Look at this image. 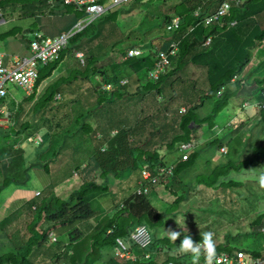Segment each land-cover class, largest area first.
<instances>
[{
    "label": "trees",
    "instance_id": "obj_1",
    "mask_svg": "<svg viewBox=\"0 0 264 264\" xmlns=\"http://www.w3.org/2000/svg\"><path fill=\"white\" fill-rule=\"evenodd\" d=\"M221 1L223 0H129L120 3L83 31L76 33L68 47L62 50L59 59L39 69V78L32 94L26 98L20 96L22 104L26 100L37 98L39 88L46 80L54 77L67 55L74 51H86L88 54L85 65L81 64L80 69L72 70L69 75L57 78L48 86L35 106V116L39 115V118H45L49 112L53 116L56 115L62 106L74 110L70 103L77 102L75 98L79 95H67L74 93L76 89L81 92L83 81L91 83L88 91L93 95L97 94L95 101H89V107H101L104 102L116 104L118 99L134 93L138 85L141 93L150 92L156 101H159L160 96L161 102L166 101L167 94L175 99L176 88L180 87L184 105L175 109L173 117H170L171 105L166 106L162 112L164 106L161 103V109L156 116L137 118L134 125L121 126L109 139L103 137L90 160L93 161L90 163V169L100 170V177L86 179L79 174L83 182L65 198L54 193L52 189H48L44 194L40 192L28 206L32 210L29 215L31 222L27 219L23 222L22 230L24 234L29 235L28 239L11 240L12 237H21L18 233L11 232L13 226H9L12 218L22 216L21 211L6 218L0 224V264H168L170 261L177 264H193L194 261L207 264V256L214 259L217 254H235L236 251H245L252 258L261 257L264 260V247L243 248L233 244V240L241 237H264V213H261L260 206L264 193L260 196V192L254 190L252 194H256V203L260 208L249 210V214H256L250 231L236 235L230 233L225 241L217 244L211 237L188 234L184 229H179L174 240L170 235H160L165 219L176 217L181 203L188 199L190 191L179 193L184 185L196 192L207 193V190H211L220 194L221 190L243 187L241 182L230 179L228 172L231 168L241 171V168H237L240 161L251 168V172L264 166L263 111L259 114L260 118L252 124L248 121L234 125L223 135H219L218 124L215 122V117L227 108L230 98H234L244 88L245 82L264 88V72L259 76L256 73L257 70L264 71V61L245 73L246 68L253 62L257 49L264 45V25L258 19V16L264 13V0H247L244 5L233 6L229 13L214 19L213 23L206 24V18L217 10ZM163 3H169V10H162ZM0 7L10 16L21 10V16L30 13L34 17L36 14L46 16L51 14L49 9L57 8L56 14L62 17L72 15L75 19L74 25L86 15L85 12L78 11L76 5L68 4L65 0H55V6H52L49 0H0ZM136 12L141 13V17L131 32L138 30L141 31V38L148 35L151 37L148 41L136 39L127 46H118L121 40L129 36L121 30V19L132 17ZM198 12L200 14H197ZM177 16L181 18L180 26L173 30L168 29ZM233 22L235 23L232 24ZM33 26L35 28L30 29ZM38 26L40 24L33 22L25 31L35 35L40 31ZM156 30L159 35L153 36ZM14 32L12 29L7 35H13L16 40L18 35L22 34L24 39H27L23 31ZM121 34L122 37L116 38ZM33 38L34 36L29 38L27 45L14 44L15 49L29 54L30 39ZM208 38H211L210 43H207ZM111 39L114 40L109 43ZM174 42L179 45L176 54L169 56L170 63L165 72L159 79L150 77L149 72L155 68L158 55L161 52L170 53L174 49ZM133 48L147 50L148 53L144 54L145 56L128 57V51ZM188 61L194 63L197 70H203L201 75L209 85L208 88L205 86V89L200 90L198 80L191 78L188 68H184ZM178 72L182 75L179 76ZM98 74L101 75L100 82L95 79ZM140 76H143L146 82L143 83ZM234 77L238 78L235 83L232 81ZM124 79L128 82L121 84ZM190 79L194 81L190 82ZM134 81H138L136 85L133 84ZM109 85L112 86L111 89L104 88ZM224 86L225 92L219 95ZM57 95L65 96L64 101L59 103V99H55ZM169 99L171 103V98ZM208 105L212 106V111L204 116L203 111L209 108ZM0 106L6 109L9 107L8 110L14 111V119H17L22 105L19 106L15 98L9 95ZM210 118H214V121ZM206 123L209 126H205ZM28 127L25 124L21 132ZM85 128L86 123L79 127L81 134L86 133ZM12 130L15 132L14 128ZM8 132L0 133V150L3 151L0 158V195L13 183L26 185L31 179L29 170L35 166L42 165L49 173L50 164L53 162L52 159L44 162L42 150H39L35 160L26 167V150L21 146L15 148L19 139ZM58 133L64 132H53L54 135L50 132L44 136L46 151L52 152V157H57L65 144L63 141L57 146L55 141L59 138L66 139V136L71 134L65 132L61 137L55 135ZM50 142L51 145L48 146ZM189 142L194 144V148L182 149V146ZM104 145L105 150L102 148ZM224 146L229 149L225 161L213 167L214 155ZM205 150L209 151V155L203 157L204 164L199 166ZM249 150L254 151V157L243 159ZM189 152L190 155L185 159ZM21 162L23 165L18 167ZM202 166H205L203 170L206 172L198 173L197 170H201ZM144 169L152 172L151 180L144 179ZM244 175L252 177L248 172H244ZM225 176L228 177V182ZM124 177H135V186L129 189L128 195L115 201L110 185ZM185 177L191 179L185 180ZM155 178L160 179L153 183ZM253 182L259 184L260 181L255 177ZM261 184L264 185V181ZM144 185L149 186L150 190L138 193V189ZM160 186L170 190L176 200L163 204L159 200ZM110 196L113 206L106 210L102 201H108ZM246 197L249 199V196ZM218 210L223 211V214L230 213L223 207ZM141 226L147 227L152 235L153 242L148 248L139 247L133 239ZM25 236L22 237L26 238ZM50 237H58V241L51 243ZM118 239L130 247L124 257L114 252L120 246ZM8 243L9 248L5 250ZM181 245H186L188 251L182 250ZM146 253L151 254L150 258L145 257ZM191 256H194L195 260ZM162 258L164 260H161Z\"/></svg>",
    "mask_w": 264,
    "mask_h": 264
},
{
    "label": "rangeland",
    "instance_id": "obj_2",
    "mask_svg": "<svg viewBox=\"0 0 264 264\" xmlns=\"http://www.w3.org/2000/svg\"><path fill=\"white\" fill-rule=\"evenodd\" d=\"M14 1V0H10ZM156 3V1H154ZM162 10H169V3H163L161 6ZM57 8L56 9H50V12H52L53 16H56ZM172 13V12H171ZM41 14H36V17H39ZM107 15V14H106ZM134 16L129 18H122V24L121 30H123L124 34H129V36L125 37V39L121 40L118 44V46H127L136 39H144L145 41H148V39L151 37V35H148L145 38H141V31L134 30L131 32V30L135 29L133 28L134 25L138 23L139 18L141 17V13H134ZM3 16V17H2ZM2 16L0 17V52L8 53V54H14L17 52V49H15V45H27L29 44V38H32L34 35L32 32H26L25 30L30 27V25L35 22L38 24L45 23L50 19L48 18V15L42 17V19L38 20L36 17L31 15L30 13L28 15L21 16V10H18L16 13H14L12 16L2 13ZM121 16V15H120ZM57 17V16H56ZM53 18V17H52ZM259 21L264 25V13L260 14L258 16ZM56 26H59V22L61 23V20L59 22L56 20L54 23ZM36 26V25H35ZM35 26L31 27L30 29H34ZM41 26V25H40ZM40 26H38L39 30H43L46 33H48L47 29H43ZM132 28V29H131ZM14 29V33H18L19 31H23L25 35H27V39H24L23 35L20 34L18 37L13 39V35H7L9 31ZM131 29V30H130ZM17 30V31H16ZM13 33V34H14ZM153 36L159 35V31L156 30V32H153ZM49 34V33H48ZM120 34V33H119ZM7 36V38H4V36ZM50 35V34H49ZM123 35H117L116 38L122 37ZM152 36V37H153ZM2 38V41H1ZM115 39V38H114ZM114 39H111L109 43H112ZM151 40V39H150ZM15 44V45H14ZM95 45V43H93ZM92 45V43H91ZM89 44V46H91ZM23 47V46H22ZM88 47V46H86ZM85 52L86 57L88 56L87 52ZM23 53V52H20ZM147 50H143L142 55L147 54ZM119 56V54H117ZM77 57L78 54L74 51V53H70L66 56L65 61L61 64L60 68L55 73L54 77L50 80H46L43 85L39 88L37 93V98L33 100H26L23 102V107L20 112V115L17 119V125L15 126L16 130H20L22 127L27 124L29 127L27 130L24 129V134L30 133L34 134L33 139H29L27 142L23 144V148L26 150V154L29 155L31 151H39L41 149L46 148V144L40 145L41 140L39 137V134L36 133L38 130L40 131L42 136H46L48 133L51 132H68L72 134L71 140H67L66 146H64L60 151H62L63 157H60L59 163L64 164L65 158L68 159V165H66L62 170V175L66 176L70 170V168L76 164V161L79 157L82 158L83 161H86L87 157L89 156V150L92 148V146L96 145L99 139H101L100 136H98V140L93 139L97 136V134H100L99 132H103V130L106 128V131L104 132L105 136H109L116 133L117 130L123 126H132L135 124V122L138 119H145L150 118L151 116H156V113H158L161 109V103L163 104L164 108L162 112L164 111L166 106L171 105V112L169 113L170 117H173L174 110L178 109L180 106L184 105V97L182 93V89L180 87L176 88L177 96L175 99H173V96L169 97V94L166 95V101L161 102L162 98L158 96L159 101H156L154 98L151 97L150 92L141 93L139 89V85L137 86V89H135L134 93H129L128 95L118 99L115 101L116 104L109 102H104L103 106L99 107L98 105H93L89 107V101L93 102L97 98V94H94L92 92L88 91V83H85L83 85L82 91L80 92L79 89L74 90V93H68L67 97H76L78 94L79 96L75 99L78 100L77 102H71L70 105L74 107L73 109H69L68 106H62L60 108V111L56 113V115H52L51 112L48 113V115L45 118H39V115H34V107L39 101V99L44 95L46 92L47 87L52 84L57 78L61 76H67L70 74L72 70L80 69L77 65V61L79 60ZM264 61V45L257 49L256 55L253 59V62L247 67L246 72L249 70H253L254 66L261 64V62ZM184 68H188V72H190V76L193 79L198 80V87L202 89H205V86L208 88L209 85L206 84V82L203 80V76L201 75L202 69L197 70L196 65L194 63L186 62ZM104 68H102L103 70ZM264 70V69H262ZM117 71V69H116ZM118 72V71H117ZM261 72L257 70L256 73L258 76ZM180 73V72H178ZM149 75H152V71L149 72ZM182 74L180 73L179 76ZM99 76L97 75V79H99ZM142 78V82H146L145 78L143 76H140ZM176 76L174 75L173 78ZM127 78V77H125ZM193 79H190L189 81H194ZM188 81V82H189ZM134 84V83H133ZM137 84V83H136ZM135 85V84H134ZM82 86V85H81ZM245 87V84H243ZM10 89V95L13 97L23 96V97H29L31 93H25V91L20 88L19 86H16L14 84H9ZM139 89V90H138ZM237 96V95H236ZM234 96V98L236 97ZM245 97V96H244ZM64 97L61 95H57L55 99H59V103L64 101ZM171 98V103H169ZM242 98V97H241ZM241 98L238 99V101L235 103L231 100H229V104L227 108H225L223 111L219 112V115L215 117V122L218 124L217 131L219 132L220 128L224 127L226 124H238L240 121H237L235 119H231L234 117V110L238 112L243 113H250L252 110L256 109V105H252L248 108H242V100ZM61 99V100H60ZM173 99V100H172ZM54 103V104H59ZM5 106V104H4ZM3 106V107H4ZM117 106V108H116ZM209 108L204 110L203 115L206 116L212 111V106L208 105ZM9 108V107H8ZM8 108L5 111L8 110ZM122 108L123 114H122ZM234 109V110H233ZM50 111V110H49ZM89 111V112H88ZM93 113H92V112ZM9 112V118L11 115V112ZM161 112V113H162ZM7 118V117H6ZM214 121V118H210ZM209 119V120H210ZM231 119V121H230ZM208 121V120H207ZM84 123H86L85 131L86 133L80 134L78 132V128L82 126ZM11 124V123H10ZM9 124V125H10ZM30 124V125H29ZM3 125H8L6 122H1L0 127H3ZM116 126V127H112ZM205 126H209V124H205ZM10 126H5L3 128H9ZM50 130V131H49ZM226 132V130H225ZM59 134V133H58ZM217 134V133H216ZM59 136V135H58ZM91 140V141H90ZM54 141V140H53ZM66 142V139L60 138L55 141V144L58 146L62 142ZM48 142V141H47ZM82 145L81 148H79L77 151L73 148L74 145L80 146L78 143ZM51 145L48 143V146ZM21 146V145H18ZM17 146V147H18ZM22 147V146H21ZM86 148L88 149V154L86 153ZM180 154V153H178ZM175 155V154H174ZM209 155V151L205 150L202 159L199 163L203 161V157ZM42 158L43 160H50L53 156L52 152L50 151H43L42 152ZM176 156V155H175ZM216 156L218 157V161H223L225 157L222 155L220 156V153L217 152ZM254 157V151L251 150L248 151L247 156H244V158H250L252 159ZM177 158V156H176ZM75 159V161H72ZM23 164L22 162L19 164L18 167H21ZM53 165V164H52ZM203 165V164H202ZM217 163H214L212 166L215 167ZM238 169L241 168V171L234 170L233 168L229 169L228 172L230 173V179L237 180L241 182L243 187L241 188H228V190H221L220 194L215 193L211 190H207V193L202 191H194L189 190L188 185H184L183 188L180 189L179 193L183 194L186 191H190L188 195V199L181 203V207L179 209V213L176 215V217H169L166 218L164 221V227L161 229L160 235H170L171 239H175L178 234H176L179 229H184L187 231L188 234L195 233V234H201L207 238L211 237L213 239L214 243H220L225 241L226 236L228 234L236 235L241 232H247L252 229L251 225L256 217L255 213H250L249 210H257L260 207L257 205V196L256 194H252V190L255 192H260L261 194L264 193V185L261 184L264 181L263 172H261L260 168H255L253 172L249 171L251 168H249L244 163H241V161L237 164ZM17 167V170H18ZM205 166H202L201 170H197L198 173L203 171L206 172L204 169ZM252 168V169H253ZM211 167L209 168L208 172H210ZM244 172H248L252 174V177L245 176ZM30 173V172H29ZM56 174V173H55ZM259 180V184L256 182H253L255 180ZM228 182V177L225 176ZM56 181L59 179L57 176L55 177ZM160 179V178H159ZM157 179V180H159ZM191 179V177H185V180ZM232 179V180H233ZM34 184L37 182V180L32 179L31 180ZM39 186V184L37 183ZM16 185L11 184L10 187H15ZM135 186V177H124L122 180H117L113 184L110 185L111 191H112V197L115 199V201H118L121 197H125L128 195L129 189H132ZM61 187H64L63 184H61ZM9 187L5 188L8 189ZM159 200L163 204H170L176 200V196L170 192V190H165L164 187H159ZM4 189V190H5ZM157 189V188H156ZM203 190L205 188H202ZM251 189V190H249ZM3 190V191H4ZM13 188L10 190L12 191ZM164 190V192L162 191ZM158 191V190H157ZM72 192V189H68V186L65 185L64 188H61L60 191H58V195L65 198L67 195H69ZM122 194V196H121ZM114 195V196H113ZM246 196H249V199H247ZM3 197V195H0V200ZM108 201H102L105 204V209L109 210L113 206V202L111 199V196L107 198ZM107 203V204H106ZM1 204V201H0ZM261 213H264V197L261 198ZM162 207V206H161ZM221 207L227 209L230 213L223 214V211H219ZM189 212V213H188ZM185 213H187L185 215ZM241 213H248L247 215H241ZM255 214V215H254ZM16 219L12 218L10 220V225L13 226V230L11 232H16L21 237H12L11 240L15 241L16 238H19V241H23L28 239L29 235L27 233L24 234L22 230L23 222L27 219V221L30 223L31 218H27V215L25 214L24 217H15ZM39 229V227H38ZM257 229H259L257 227ZM17 235V234H13ZM24 235H26V238H23ZM23 236V237H22ZM187 239V237H185ZM260 240V241H258ZM258 241V242H257ZM21 243V242H20ZM233 244L242 246L243 248L251 247L254 249H261V247H264V237H256V236H249V237H241L240 239L233 240ZM9 243L7 244L5 250H8ZM181 249L184 251H188V248L186 245H181ZM175 253H178V251H175ZM164 257H166V254L164 253ZM192 259L195 260L194 256H191ZM161 260H164L162 258ZM191 261V260H190ZM213 257L207 256L206 257V263L212 264ZM193 264H202L200 261H194Z\"/></svg>",
    "mask_w": 264,
    "mask_h": 264
},
{
    "label": "built area",
    "instance_id": "obj_3",
    "mask_svg": "<svg viewBox=\"0 0 264 264\" xmlns=\"http://www.w3.org/2000/svg\"><path fill=\"white\" fill-rule=\"evenodd\" d=\"M68 4L76 5L78 11L85 12L86 18L84 20L78 21L74 27L66 32L60 33L56 37H45L43 33H37L36 37L31 40L30 54L27 56H14L11 61V65L6 62L7 55L0 53V105L3 100L10 94L9 84H14L19 86L27 93H32L39 78V69L42 66L48 65L49 63L55 61L60 57L61 51L66 48L71 40V38L79 31H82L87 24L92 23L101 15L105 14L109 9L115 7L120 3L127 2L129 0H65ZM52 5H55V0H49ZM242 0H224L215 14L210 15L206 19V24L211 23L214 19H217L219 15L227 13L233 4H240ZM197 14H200L198 12ZM0 12V16H1ZM181 18L179 16L174 18L172 24L168 26V29L173 30L180 26ZM208 39L207 43H210ZM179 43L174 42L172 44L173 50L170 53L161 52L153 68L152 75L150 77L154 79H159L162 73L165 72L167 66L170 63V55L176 54ZM142 50L140 49H130L128 51V57H139L142 56ZM82 62L84 58L82 54H79ZM108 88H111L109 85ZM264 96V91H263ZM260 108L264 110V101L260 105ZM0 123L5 122L9 118V112L0 108ZM7 117V118H6ZM190 146L183 145L182 149H187ZM225 150V149H223ZM187 158V154L185 155ZM152 172L145 171L144 179L151 180ZM157 178L152 180L156 182ZM149 186L144 185L140 187L138 193L148 192ZM133 239L142 248H147L152 244V235L145 226H141L138 232L134 235ZM120 246H118L116 254L124 257L129 252V246L118 239ZM192 246V245H191ZM129 257V256H128ZM264 260L260 258H252L245 251H238L235 254L222 253L219 255L214 262V264H262ZM168 264H176L174 262H169Z\"/></svg>",
    "mask_w": 264,
    "mask_h": 264
},
{
    "label": "crops",
    "instance_id": "obj_4",
    "mask_svg": "<svg viewBox=\"0 0 264 264\" xmlns=\"http://www.w3.org/2000/svg\"><path fill=\"white\" fill-rule=\"evenodd\" d=\"M0 12H1V14L3 12L5 13V10H3L0 7ZM56 16L53 17V15L49 14L48 18L50 17V19L48 21H46L45 26H44V23L40 24L41 28L48 30V33L50 35L48 33H46L45 31L40 30L46 36H53L54 37V36L59 35L62 32L68 31V30L73 28V26H74L73 21L75 19H74V17L72 15L63 16L62 17V16H60L58 14ZM38 18H42V17L39 16ZM53 19L55 21L57 20L58 22H59V20H61V23L59 22V26L51 24L53 22ZM55 21H54V23H56ZM1 41H2V38H1ZM17 52H15V53H17ZM6 62H8V65H11V62L8 59H7ZM77 65L79 67H81L80 60L77 61ZM95 79H96V81L100 82L101 76H99V79H97V75H96ZM137 82L138 81H134L133 83L136 85ZM85 83H88V82H84V81L81 82L82 87H83V85ZM89 84H91V83H88V85ZM244 84H245V87L240 91V93H238V96H236L235 98L231 99L233 102L236 103L238 101V99L242 97L241 100L243 101L242 102V108L243 109L244 108H248V107H250L252 105H256V103H259L262 100V97L260 96L261 95L260 93H261V87L262 86L260 87L257 84L250 85L247 82H245ZM87 89L90 90V87H88ZM12 98H13V95H12ZM14 98H15V102H18L19 106L22 105L21 106V109H22L23 104L21 103L20 96L14 97ZM244 103L245 104L249 103V104H248V106H246ZM243 105H245V106H243ZM21 109H20V112H21ZM123 110L124 109L122 108V114H123ZM9 111L11 112V116L7 120H5L6 124H8V125H3V127H5V126L6 127L10 126V127L9 128L0 127V131H1L0 133L2 134V133H5V132H8L10 130L8 133H10L11 136H14V137L19 139L18 143L15 145V148H17L18 145H21L23 147V144L25 142H27L29 139H33L34 134H31V135L27 134V136H26V134H24V132L23 133L21 132L23 127L20 130H16L15 126L17 125V119H18V117L20 115V112H19V114L17 116V119L16 118L14 119L15 112L11 111V110H9ZM17 111H19V110H16V112ZM35 113H36V111H35V107H34V115H35ZM259 114H260V111H259L257 106H256V109L252 110V112H250V113H243V112H238L237 113V111L234 110V117H232L231 119H235L237 121H240V123H238V124H235V123L232 124L231 123L229 125H232V127H234V125H239L241 123H245V122H248V121H251V124H252L254 120L260 118ZM15 117H16V115H15ZM231 119H230V121H231ZM250 119H252V120H250ZM123 125H124V123H123ZM13 128L15 129L14 130L15 132H13V130H12ZM228 128H231V126H228V124H226L224 127L220 128L219 129L220 130L219 131V135H223L225 133V130L227 132ZM105 131H106V128L103 130L102 134H101V132H99L100 134H98V135H100L101 139L104 137V135H105L104 132ZM12 132H13V134H12ZM78 132H80L79 128H78ZM36 133L41 135L39 130ZM63 134L64 133H61L59 135H61V137H62ZM98 135L95 137V140H98ZM110 137H112L111 133H110L109 136H105L106 139H109ZM101 139H99L98 142L96 143V145L95 146L93 145L92 148L89 150V156L87 157L86 161H83L82 158L79 157L77 159V161H76V164L73 165L70 168V170H69V172H68V174L66 176L62 175V170H63V168L66 165H68L67 164L68 163V159L65 158L64 164H60L59 163L60 157H63V155L61 154L63 149H64L63 148L62 151L60 152V154H58L57 157L54 156V157L51 158L53 160V162H51V164H50L49 173H48V171H46V169L42 165L41 166H35L34 168L29 170V172L31 174V179L29 180V182L26 185H20V184L17 185L15 183H13L14 185H16L15 187H10L11 186L10 185V186H8L9 187L8 189H5L4 191H2L1 195H3V197L0 200L1 201V204H0V224L3 223V221H5L6 218H9L10 216L14 215V213L17 212V211H19V212L21 211L20 214L23 217H24L25 214H27V218H30L29 215L32 213V210H30L28 208V206L31 203V201L36 198L38 191H41L42 194H44L48 189H52L54 191V193L58 194V191H60L61 188H64L65 185L68 186V189H72V190L76 189L83 182V180L79 177V174L83 175V177H85L86 179L87 178L91 179L93 177H100V170H97V169L92 170V169H90V163L93 162V161H90V160H91V158L94 155V151L96 150L97 145L100 144L101 141H103ZM67 140H71V137L70 136H66V142H64L65 146L67 144ZM204 141H205V145H206V143H207L206 139H204ZM41 144L44 145V144H46V142L40 143V145ZM78 144L80 146H78L77 144L76 145L73 144V148L76 151L79 148L82 147V145L80 143H78ZM18 147H20V146H18ZM102 148H106V146L104 145ZM41 150H42V152L46 151L47 150V144H46V148L45 149H41ZM2 153H3V151L0 150V158L2 156ZM86 153L88 154V149L87 148H86ZM219 153H220V156L223 155L225 158H226V156L228 154V153L227 154L223 153L221 149H220ZM36 157H37V151H31L29 153V155L26 154L24 165L26 167L30 166V164L32 163L33 160H35ZM218 157L219 156L214 155V158H215V162L214 163L218 164L220 162L222 163L223 161H225V159L223 161L222 160L218 161ZM72 161H75V159H73ZM44 162H45V160H44ZM202 164H204V160L201 163H199V166H201ZM93 171H94V173H92ZM195 172H197V171H195ZM56 176H57V178H59L57 181L55 179ZM32 179L37 180V182L34 184L31 181ZM37 183L39 184V186L37 185ZM61 184H63L64 187H61ZM12 188H13V190L10 191Z\"/></svg>",
    "mask_w": 264,
    "mask_h": 264
},
{
    "label": "clouds",
    "instance_id": "obj_5",
    "mask_svg": "<svg viewBox=\"0 0 264 264\" xmlns=\"http://www.w3.org/2000/svg\"><path fill=\"white\" fill-rule=\"evenodd\" d=\"M224 1V0H223ZM223 1H221L218 5H217V10H218V8L220 7V5H221V3L223 2ZM226 1V0H225ZM247 2V0H242V3H240V4H233L232 5V7L233 6H238V7H240V6H242V5H244L245 3ZM51 5H52V3H50ZM52 6H55V5H52ZM231 7V8H232ZM231 8H230V10H231ZM216 10V11H217ZM230 10L227 12V13H229L230 12ZM215 11V12H216ZM49 12H50V9H49ZM215 12L214 13H212L211 15H213V14H215ZM51 14L50 15H52V12H50ZM227 13H225V14H227ZM225 14H223V15H225ZM49 15V14H48ZM223 15H219L218 16V18L220 17V16H223ZM2 16V15H1ZM0 16V17H1ZM102 16V15H101ZM41 17H44V16H41ZM54 17V16H53ZM86 18V16L82 19V20H84ZM99 18V17H98ZM217 18V19H218ZM37 19L38 20H40V19H42V18H38L37 17ZM207 19V18H206ZM217 19H215V20H217ZM95 21V20H94ZM93 21V22H94ZM92 22V23H93ZM205 22H206V20H205ZM212 23H213V21H211ZM235 22H233L232 24H234ZM91 24V23H90ZM90 24H87L86 26H85V28L88 26V25H90ZM41 27V26H40ZM74 27V26H73ZM84 28V29H85ZM83 29V30H84ZM71 30V29H70ZM82 30V31H83ZM69 31V30H68ZM40 33H43L42 31H39ZM38 32V33H39ZM66 32V31H65ZM79 32H81V31H79ZM78 33V32H77ZM44 34V33H43ZM44 36L45 37H51V38H53V36H46L45 34H44ZM58 36V35H57ZM34 37H36V34L34 35ZM54 37H56V36H54ZM208 39H210L211 40V38H208ZM32 39H30V41H31ZM208 41V40H207ZM211 42V41H210ZM30 47H31V43H30ZM68 47V46H67ZM66 47V48H67ZM65 49V48H64ZM63 49V50H64ZM135 49H139V48H135ZM31 50V49H30ZM62 52V51H61ZM0 53H3V52H0ZM77 54H78V56L79 57H77L79 60H80V62H81V64L82 65H85L86 64V55H85V52H82V51H80V52H76ZM3 54H6L7 55V58H6V61H7V59L11 62L12 60H13V58H14V56H22V57H24V56H27V55H29V54H25V53H20V52H17V53H14V54H8V53H3ZM79 54H82L83 55V58H84V62H82V60H81V58H80V55ZM61 55V54H60ZM142 56H145V55H142ZM140 57V56H139ZM60 58V57H59ZM58 58V59H59ZM52 63V62H51ZM7 64H8V62H7ZM50 64V63H49ZM238 78L237 77H234V79L232 80L233 81V83H235V81L237 80ZM128 82V80L127 79H124L123 81H122V83L121 84H125V83H127ZM36 83H37V81H36ZM36 85V84H35ZM104 88H106V89H111L112 88V86H111V88H108V86H104ZM225 90H226V87L224 86V87H222L221 88V90L219 91V95H221L223 92H225ZM263 91H264V88H262L261 89V97H262V100L259 102V103H256V106L258 107V109H259V111L261 112V111H263L264 112V110L263 109H261L260 108V105L262 104V102L264 101V96H263ZM26 93V92H25ZM240 93V92H239ZM32 94V93H31ZM30 94V95H31ZM10 95V94H9ZM8 95V96H9ZM11 96V95H10ZM237 96H238V94H237ZM245 104V103H244ZM249 104V103H248ZM248 104L246 103L245 105L246 106H248ZM245 105H243V106H245ZM0 108H2V109H4L5 107H3V106H0ZM4 110H6V109H4ZM183 111H185V109L183 108ZM7 112H8V110H7ZM0 114H2V113H0ZM11 116V115H10ZM59 134H61V133H59ZM59 134H55V135H59ZM115 134V133H114ZM114 134H112V136L114 135ZM54 135V134H53ZM98 135V134H97ZM59 136H61V135H59ZM71 138H72V134H70L69 135ZM98 136H100V135H98ZM39 137H40V140H41V143H44V136H42V135H39ZM188 144H190V146L187 148V150L188 149H191V148H194V144L193 143H191V142H189V143H187V144H184V145H188ZM64 146H65V144H64ZM106 148H103V150H105ZM223 149H225V150H223ZM221 150H222V152L223 153H225V154H227V152H228V149H227V147L226 146H224V147H222L221 148ZM187 155H190V152L189 153H187ZM185 159H187V158H185ZM262 169V172H263V174H264V166L261 168ZM145 171H149L148 169H144V172ZM144 172H143V175H144ZM151 172V171H150ZM154 183V182H153ZM139 190V189H138ZM149 190H150V187H149ZM41 191H38L37 192V195H39V194H41L40 193ZM50 241H51V243H56L57 241H58V237H50ZM139 247H141V246H139ZM150 247V246H149ZM190 247H192V246H190ZM142 248V247H141ZM148 248V247H147ZM129 250H130V247H129ZM115 253H116V251H114ZM236 252H238V251H236ZM223 253H227V252H223ZM222 253H220V254H217L216 256H215V258L213 259V262H212V264H214V262L216 261V259H217V257L219 256V255H221ZM231 254V253H230ZM117 255V254H116ZM150 253H146L145 254V257L146 258H150ZM249 255V254H248ZM127 258H136L135 256H127ZM256 258H260V259H263V258H261V257H256ZM170 262H173V261H170ZM169 263V262H168ZM175 263V262H174ZM177 264V263H176ZM262 264H264V262L262 263Z\"/></svg>",
    "mask_w": 264,
    "mask_h": 264
}]
</instances>
